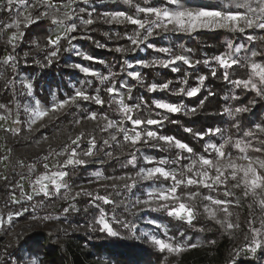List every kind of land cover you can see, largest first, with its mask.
<instances>
[{"label":"trees","instance_id":"obj_1","mask_svg":"<svg viewBox=\"0 0 264 264\" xmlns=\"http://www.w3.org/2000/svg\"><path fill=\"white\" fill-rule=\"evenodd\" d=\"M63 2V0H56ZM167 3V0H89L87 4L83 0H77L74 8H84L85 12L81 15L84 19L88 18V13H92L94 23L89 25L87 29H78L74 35L77 36L75 42L85 49L92 60H84L80 56L74 55L72 52V43L61 41V51L58 58H53V62L48 64L46 57L52 50L47 45V37L52 34L55 26L51 25L50 20L41 19L36 23L24 27L21 25V31L25 33L22 39L17 41L15 51L12 46L0 34V104H4L8 109L14 111L17 102L21 105L31 97L26 84L19 81L21 74H27L32 79L33 94L44 103L51 101L52 93L56 90L59 97L65 98L67 94L72 95L74 88L72 81L77 78L85 77V74L79 68L73 67L74 63L70 62V58L76 60L82 59L83 62L91 64L101 76H107L109 79L101 83L100 79L92 76V83L88 85V95H99L104 100V105H97L93 101L79 100V108L69 106L55 117L44 121L38 126L31 125L29 129L28 115L24 112L21 105L19 107L21 129L18 134L11 131L2 130V142L0 141V157L8 156V160L0 163V177L7 176L8 179L0 178V213L7 216L9 212L19 211L20 204H11V195H20V189L14 187L20 180V176L34 180L37 175L43 173V157L48 156L50 152H60L67 144L70 143L69 137L75 138L81 132L85 133L79 150L86 151L88 141L91 136H95L97 142L96 155L87 159L85 165L76 166L74 169L69 167L65 169L69 172L66 181L70 186L71 194L80 192L81 189L97 192L100 195H109L111 199L117 203L124 199L125 203L132 201V196L136 192H140L146 185L153 183L152 181L140 182L132 192H128L122 187L117 189L120 195L117 196L115 191L109 187L105 189L102 185H111L116 183L123 185L125 181L107 180L103 182L89 183L91 172L97 168H101L106 177H119L135 172L143 166H154L146 164L141 153L142 150L155 153L156 160L166 156L169 160H175L177 154L180 153L181 159L177 164H169L166 167L180 168L189 162L190 154L181 152L174 147H168L164 142L151 141L145 145L141 143L137 147L139 151L137 155V167L134 169L131 165L123 167L127 160L131 158L130 152L133 151L127 145L119 147L113 144L112 147L103 145V140L108 139L109 132H102L100 129L106 121H92L83 119L90 112L104 114L109 119H117L121 116L118 112V104L112 95L106 89L113 84H120L124 78H128V84L131 86V93L128 103L135 104L138 102L140 106L138 110L134 108L133 118H141L144 120L154 117L162 120L167 116L162 124L157 126L156 130L160 135L171 136L183 143L189 145L196 154H203L204 146L211 138L215 143L222 141V136H205L203 139L195 135V133H203L210 128L219 127L226 129L225 135H231L235 138H243L244 131L254 127L256 124H264V99L256 97L254 92L243 89H236L234 86L222 79V69L216 64L214 57L229 51L227 41L233 42V54L237 57L250 55L247 49L253 47V44L246 40V37L238 32H230L224 29L207 30L201 29L191 33L182 32H164L157 30L158 34L149 40L157 48H168L169 53L179 54L181 51L188 50L197 61L201 63L196 66H180L179 71L173 72L172 67H163L160 65L143 67L140 74L142 81H138L128 76V61H135L139 57L147 58L153 54L163 55L168 53L158 52L154 48H148L146 52H142L140 47L135 48L128 39L137 30L136 25L128 22L116 23L105 22L103 14L107 10L120 6H128L136 8L137 5L157 6ZM41 10L42 7H37ZM7 14V12H6ZM142 18L145 14L140 13ZM9 15H6L8 17ZM77 23L79 21L77 20ZM248 34H251L248 31ZM36 41L39 47L33 43ZM97 42L104 47H97ZM243 44L245 47L239 53H235L236 46ZM145 46V45H144ZM255 49L261 54L255 58L257 62H264V43L256 42ZM117 48L125 49V51H117ZM189 48V49H187ZM66 49V50H65ZM29 53L25 57V53ZM9 54L16 57L13 68L11 64H4L3 60ZM162 59L159 56L149 59ZM204 60L210 63L205 65ZM39 61V63H37ZM235 67V66H234ZM216 68L215 77L211 75V70ZM230 74L233 70L230 69ZM205 75V80L201 91L193 97L186 95L174 94L181 87L186 90L198 86V76ZM86 77H88L86 75ZM231 79L247 78V72L243 68L235 67L234 74ZM187 79V84L182 83ZM172 81L168 89L148 91V86L156 83L163 84ZM209 92L214 95H209ZM239 97L233 99L232 97ZM168 99L175 103H181L183 109L178 113H168L166 110L156 108L153 101L156 99ZM206 98V99H205ZM227 98V99H226ZM204 100L203 106L200 101ZM255 100L252 104L250 101ZM237 107H248L249 111L237 114L234 118L228 116L224 112L225 108L235 109ZM196 109V111H191ZM4 109H0V115H6ZM81 120L80 124H75V120ZM175 121V123H173ZM239 125V129L234 127ZM191 129V132L185 129ZM48 136L49 142L44 143L41 138ZM159 143V146H153ZM7 147V150L3 148ZM103 149V150H100ZM10 150V151H9ZM112 152V157H108L105 153ZM233 154L235 151L233 150ZM251 155H260L252 152ZM65 158V157H64ZM94 159L101 163L92 162ZM53 160L50 157L49 162ZM22 162V164L20 163ZM35 165V172L30 173L29 165ZM159 183V182H157ZM231 188V184H229ZM204 194H209L207 190H201ZM233 191L242 196L245 206L239 205L234 207L232 211L239 216L241 230L236 232L234 236L226 234L219 225L214 221L206 219L203 214L202 203L197 200L198 211L201 213L194 221L193 225L168 217L166 213L154 212L151 210L139 211L133 216L124 211L123 206L116 208V215L121 219L131 221L136 226L135 233L114 225L121 235L118 237L108 236L106 233L99 231V227L94 225V219L99 215V210L94 206L91 197L83 194L76 197L75 200H64L60 196L51 199L35 196L31 202H23V206L28 207L29 211L22 216L16 218L17 221H28L29 227L19 238V243L10 245L0 237V264H31L32 260H38V264H230V253L234 248L244 243L245 224L249 217L248 204L251 198L245 199L242 190L233 189ZM219 198L223 197V188L217 192L211 193ZM235 199V197H234ZM44 200V205L33 212L30 207L33 203ZM72 203L75 204V210H71L65 214L63 208L68 207ZM108 213L111 218L114 205H103L102 202L96 201ZM259 214L258 209H254ZM43 217L46 215L58 216L57 220H34L32 216ZM149 215L158 220H163L173 227L172 231L176 234L183 233L189 236L190 240L199 239L201 247L190 249L179 256H169L167 261L164 257L167 253H160L150 241L145 238L140 227L144 223V217ZM235 219V217H233ZM93 225L95 230L89 227ZM203 228L204 231H198ZM26 229V228H24ZM216 241L210 244L209 241ZM26 253V257L23 253ZM236 264H264V251H258L254 257L241 255L236 259Z\"/></svg>","mask_w":264,"mask_h":264},{"label":"snow or ice","instance_id":"obj_2","mask_svg":"<svg viewBox=\"0 0 264 264\" xmlns=\"http://www.w3.org/2000/svg\"><path fill=\"white\" fill-rule=\"evenodd\" d=\"M89 0H83V3L87 4ZM128 3H132V0H127ZM169 4L175 5L174 9L169 7H140L136 6L138 13L145 14L144 19L133 17L124 12L104 13L103 18L105 22L111 23H124L128 22L137 26V30L134 31L132 36L128 39L132 45L139 47L141 44H145L150 37L158 34L157 30L164 32H184L191 33L198 29H224L230 32H238L246 37V40L253 44V47L247 49L250 55L244 57H237L233 54V42L227 41V48L229 51L217 55L214 60L218 67L222 69V79L234 86L236 89H243L246 91L254 92L256 97L264 99V62H257L255 58L261 53L254 47L256 42L264 43V34L254 35L248 34V30H261L264 33V0H219L217 5H205L198 8H189L181 3V0H167ZM77 3V0H63V2H56V0H35L31 5L27 4L25 0H0V11H7L12 13L13 9H16V19L12 23L4 25L6 29H15L11 36L8 37V44L12 46L13 52L17 41L23 38L25 33L21 31V7L27 12V15L23 16V26L28 27L41 19H48L51 25L55 26L52 34L47 37V45L52 49L46 57L48 64L53 62V58H58V53L61 51V41H67L71 45L72 41L77 39L74 35L78 29H87L89 25L94 23L92 13H88V18L84 19L81 15L85 12L84 8L78 10L73 7ZM37 7H43L45 11L39 12L38 15H33L32 10ZM77 20L79 23H77ZM0 34L2 30H0ZM37 47L39 44L33 41ZM148 48H153L154 45L147 43ZM97 47H104L97 42ZM244 45L236 46L235 53H239L244 49ZM66 50V49H65ZM117 51H125V49L117 48ZM156 51L169 53L168 48H156ZM25 57L29 53L24 54ZM84 59L92 60L91 56L85 55ZM16 57L9 54L4 58L3 63L9 64L14 62ZM177 62H183L189 67H193L192 62L184 55H173L169 59H154L152 61H138L137 63L143 67L160 65L163 67H169L175 65ZM39 63V61H37ZM201 61H196V64ZM203 63L208 65L210 62L204 60ZM11 66L14 68L15 63ZM243 68L247 72V78H235L231 79L230 76L234 74L235 67ZM73 67L79 68L81 72L95 76L100 79L101 83L107 81L109 77L101 76L99 73L90 70L87 67L80 65H73ZM127 67L132 68V64H128ZM230 69L233 73L230 74ZM173 72L179 71L177 67H172ZM217 74L216 68L211 70V75L215 77ZM128 76L142 81L141 74L138 72H128ZM208 77L205 75L198 76V86L190 89L181 87L174 94L186 95L188 97L196 96L204 85L205 80ZM172 81H168L163 84L153 83L148 86V91L154 92L156 90H165L169 88ZM182 83L187 84V79ZM121 88L127 87L125 84L120 85ZM26 88L31 93L32 85L27 84ZM109 95L115 94L119 96L118 100H114L118 104V112L121 114V120L116 121L109 119L107 115L98 114L96 112H90L83 119L92 121H106L101 127L102 132H109L108 139L103 140V145L106 147H112L113 144L124 147L127 145L133 151L130 152L131 158L127 160V163L123 167L131 165L134 169L137 167V155L139 151L137 147L141 143L147 145L151 141L164 142L168 147H174L181 152H187L190 154L188 157L189 162L182 165L179 169L166 167L169 164H177L181 159L180 153L177 154L175 160L159 159L154 160L151 157H144L146 164L154 165L152 167H142L135 172V175H122L119 177H105L102 173L96 172L95 175L98 179L104 180H120L125 181L123 185L113 183L111 185H102L105 189L111 187L117 196L120 192L119 188H123L128 192H132L134 188L140 182L152 181L153 183L159 182V186L150 189L146 192V198L141 199L139 197L136 200L125 203L124 199H121L118 203L110 198L109 195H100L98 192L87 191L81 189L80 192L71 194V189L66 181V177L69 176V172L65 169L72 167L73 169L79 165H85L88 163L87 159L81 157L92 158L96 155L97 142L95 136H91L88 141V148L86 151H78L79 145L82 142L85 133L81 132L75 136V138L69 137L70 143L67 144L60 152H50L48 156L43 157L44 172L37 175L34 180H30L32 186L31 194L25 193L23 185L18 181L14 187L20 189V197L17 199L15 193L11 195V204H20L19 211L9 212L7 219L5 220L0 215V228H3L5 224L9 226L13 222L14 218L22 216L25 212L29 211L28 207L23 206V202L33 201L35 196L43 195L44 198L51 199L52 197L60 196L61 189H66L60 198L64 200H75L77 196L83 194L91 197L94 206L99 210V215L94 219V225L99 227V231L106 233L111 237H118L121 233L116 230L114 225H119L120 228L126 229L129 232L135 233L136 225L131 221L121 219L116 215V208L123 206L124 211L130 215H137L139 211L151 210L154 212L166 213L168 217H172L176 220L183 221L189 226L193 225V221L201 214L198 209L197 200L201 201L203 214L206 219L214 221L219 225L221 229L228 235L234 236V234L241 230V223L238 214L234 213L232 209L240 205L238 199H234L235 192L233 189L242 190V195L245 199L251 198V202L248 204L249 217L245 224L244 231V243L232 250L230 253V264H236L242 254L249 253L252 257L258 251H264V124H256L253 128L244 131L243 138H233L230 134L225 135L226 129L219 127L210 128L203 133H195L196 136L203 139L205 136H222V141L219 143L209 142L204 146L203 154H196L194 150L186 143L175 139L171 136L160 135L157 131L149 130L147 127H141L142 125H159L167 120L165 116L162 120L156 119H141L133 118L134 108L139 109V105L134 107L124 103L123 96L119 93L115 85H112L106 89ZM129 93L131 89H128ZM209 95L214 93L209 92ZM129 98H131L129 96ZM233 99L239 97L233 96ZM206 99V98H205ZM227 99V98H226ZM77 100L93 101L97 105H104V100L99 96H90L82 90H76L73 96L67 99L57 101L50 107L42 105L39 101L35 102V107L31 109L29 113V129L31 125L36 124L38 121H42L45 117H48L50 113H59L66 107L76 103ZM156 108L166 110L168 113H178L183 109V105H177L162 101H153ZM254 104L255 100L250 101ZM204 100L200 101V105L203 106ZM0 109H4L10 113V109L6 105L0 104ZM196 111V109H191ZM249 111L248 107H237L235 109L225 108L224 112L230 117H235L237 114ZM8 116L0 115V120L6 121ZM125 121L130 122L131 128L125 126ZM14 123L19 124L17 119ZM75 124H80L81 120H75ZM175 123V121H173ZM234 127L239 129L238 124H234ZM3 125H0L2 128ZM5 131H11L13 134H18L19 128H7ZM187 132H191V129H185ZM159 146V143L153 145ZM103 150V149H100ZM235 151V155L233 154ZM10 151V150H9ZM252 152L260 155H251ZM108 157H112V152L105 153ZM65 157L63 161H60L59 157ZM53 157V161L50 163L49 159ZM8 156L0 157V163L8 160ZM22 164V162H20ZM36 166L29 165L28 170L30 173L35 172ZM7 180V176L0 177ZM23 175L20 176V180H24ZM231 184V188H229ZM51 186V190H50ZM223 188V197L218 198L211 193L217 192ZM201 190H207L209 194H204ZM96 201L102 202L103 205H114L112 209L111 218L108 217V213L100 204ZM45 206L44 200L38 203L30 205L33 212L39 207ZM75 210V204L70 203L68 207L63 208V213L67 214L69 211ZM258 209L259 214L254 211ZM235 217V219L233 218ZM34 220H57L58 216L46 215L39 217L32 216ZM148 224L155 225L157 229L162 225L155 220H148ZM90 228L95 230L93 225H89ZM198 231H204L203 228ZM150 243L155 246L160 253H167L164 260L167 261L169 256H179L182 253L201 247L199 243H188L176 241L174 237L168 236L167 229L164 230L166 239L157 238L156 235H152L148 232L142 233ZM184 234L181 233V236ZM210 244H215L216 241H209ZM31 264H38V260H32Z\"/></svg>","mask_w":264,"mask_h":264},{"label":"rangeland","instance_id":"obj_3","mask_svg":"<svg viewBox=\"0 0 264 264\" xmlns=\"http://www.w3.org/2000/svg\"><path fill=\"white\" fill-rule=\"evenodd\" d=\"M25 2L27 4H29V5H31L32 3L35 2V0H25ZM181 3L184 6L189 7V8H198V7L205 6V5H217L219 3V0H181ZM140 7H142V6H140ZM145 7H149V6H145ZM154 7H169L170 9H174L176 6L172 5V4H169L167 2V3L159 4V5L154 6ZM45 10L46 9H44L42 7L41 10H38V8H36V9L32 10V12H33V15H38L39 12L45 11ZM6 12L7 11H0V27H1L2 33L4 34V37L8 41V37L12 35V33L15 31V29H6V28H4V25H6L8 23H12L13 20L16 19V9L14 8L12 13H8L7 12V14H6ZM113 12H124V13H126L128 15H132L133 17H136V18H140V19H144L145 18V17L142 18L141 14L137 12L136 8H130L128 6H120V7L111 8V9L107 10V13H113ZM6 15H9V16L6 17ZM24 15H27V12L24 11L23 7H21V17H20V19L22 21L21 25L23 24V16ZM198 30H201V29H198ZM207 30H209V29H207ZM248 31H250L251 34H254V35L264 34V33H262L261 30H248ZM182 33H184V32H182ZM147 43H151L150 40H148L145 44H141L139 46L141 48L142 52H146V50L148 49V47L146 46ZM72 48H73L72 52L74 53V55L80 56L82 59H84L85 55L90 56V54L85 49H83L78 43H76L75 40H73ZM135 48H137V47L135 46ZM153 48L156 49L157 47L154 46ZM187 49H189V48H187ZM173 55H184L192 62V64L194 66L197 67V65H196V61L197 60L193 57V55L188 50H186V51H181L179 54L168 53V54L158 55V54L155 53L152 56L147 57V58L139 57L135 61L129 60L128 64L129 63L132 64L133 67L132 68L128 67V72H138V73L141 72L143 66L138 64L137 63L138 61H149L150 58L153 59L156 56H159L160 58H162L164 60H167ZM82 59L76 60V59H74L72 57V58H70V62L74 63L75 65L78 64V65H80L82 67H87V68H89L90 70H92L94 72H98V69H96L91 64H88L87 62L86 63L83 62ZM84 60H86V59H84ZM183 65L184 66H188V65H185L183 62H177L175 65H172L170 67H177L178 68V67L183 66ZM86 75L87 74H85V77L77 78L75 81L71 82V85L74 88V93L72 95L67 94L65 98H61V97H59L57 95L56 90H55L52 93L51 101L46 104V103L42 102L40 99H38L33 94V85H32L31 77L29 75H27V74H21L19 76L18 80L19 81H23L26 85L27 84H31L32 85V90H31V93H30L31 97L29 99H27L22 105H21L20 102H17L16 109L14 111H12L10 113L8 112L6 115H3V116H8V119L6 121L0 120V125H3V127L0 128V141L2 142V140H3L2 139V130L3 129H7V128H19V129H21V119H20V113H19L20 105H21L22 109L24 110V112L28 115V119H29V113H30L31 109L35 107V102L36 101H39L42 105H44L46 107H50L53 103H55L57 101L64 100V99L69 98L70 96H73L75 94L76 90H82V91H84V92H86L88 94V92H87L88 85L86 84V80L88 81V83L91 84L93 79H92L91 75H87L88 77H86ZM121 84H125L127 87L121 88L120 87ZM113 85H115V87L118 89L119 93L123 96V100H124L125 104H127L129 106H132V107H134L135 105H138V102L135 103V104L128 103V99H129V96H130V93H131V92L129 93V91H128V89H131V86L128 84V78H124L120 82L119 85L118 84H113ZM112 96L114 98H116V99H119V96H116L115 94H113ZM155 101H162V102H168V103L181 105V103H175V102H172V101H170L168 99H165V98L164 99H156ZM79 105H80L79 100H77V102L72 104L71 106H73L75 108H79ZM68 107H66V108H68ZM57 114L58 113H50L48 117H45L42 121H38L36 124H33V125L34 126H38V125L42 124L44 121L55 117ZM121 118L122 117L120 116L119 118L114 119V120L119 121V120H121ZM17 119H19V121H20L19 124L14 123V121H16ZM150 119H156V118L150 117ZM156 120H158V119H156ZM159 125H142L141 127H147L149 130L157 131L156 128ZM125 126L131 128L130 122L125 121ZM41 141L44 142V143H48L49 142L48 136L44 135L41 138ZM209 142L215 143V141H213L211 138H208L206 144L209 143ZM3 148L7 150L6 146H3ZM78 151H81V150L78 149ZM83 151H81V152H83ZM141 153H142L143 157H145V156L151 157L154 160H156V158H157L155 153H153L151 151L142 150ZM81 158H83V157H81ZM164 158H167V157L166 156H162V159H164ZM58 159L60 161H63L65 158L63 156H61ZM52 161H50V163ZM92 162L101 163V161H99L97 159H94ZM143 167L146 168V167H152V166H143ZM173 168L179 169L178 167H173ZM96 172H100V173L103 174V176H105L104 173L102 172L101 168H97L96 170H93L91 172L90 175H91L92 180L89 183L103 182V181H107L108 180V179H104V180L98 179L96 177V175H95ZM30 180H32V179L25 178L24 180H21V182H20L23 185V190L27 194H31V192H32V186L30 184ZM158 186H159V183H151L149 185H146L143 188L142 191L136 192L134 194V196H132V201L134 202L137 197H139L141 199L146 198V192L149 191L150 189L158 187ZM50 190H51V186H50ZM64 191H66V189H61V192H64ZM16 197H17V199H19L20 195H16ZM235 199H238L240 201V205L241 206H245V202H244L242 196H240L239 194L235 193ZM0 215H2V214L0 213ZM3 217H4L5 220L7 219V216H3ZM143 219H144L143 221H144L145 224L142 227H140L141 233L148 232V233H150L152 235H156L157 238L166 239V237L164 235V230L166 228L167 232H168V236L174 237L176 241H179V242L187 241L188 243H199V244L201 242L199 239H196L194 241L190 240V237L188 235L185 236V237H182L181 236V232L178 233V234L174 233L172 231L173 227L171 225H169L167 222L163 221V220H158V219L153 218V217H151L149 215H146ZM148 220H155L157 223L161 224L162 227L157 229L155 227V225L148 224L147 223ZM28 227H29V222L28 221H24V222L17 221L16 218H14L13 222L11 223L10 226L8 224H5V226L3 228H0V237H2V239L5 240V242L9 243L10 245H16L17 243H19V238L21 237V235H23V233L26 230H28ZM138 227L139 226H136V228H138ZM24 228H26V229H24ZM23 255L26 257L27 254L24 252ZM243 255L251 256V254H249V253H244ZM13 262H15V264H17L16 261L13 260Z\"/></svg>","mask_w":264,"mask_h":264},{"label":"built area","instance_id":"obj_4","mask_svg":"<svg viewBox=\"0 0 264 264\" xmlns=\"http://www.w3.org/2000/svg\"><path fill=\"white\" fill-rule=\"evenodd\" d=\"M0 30H1V27H0ZM9 64H11V62H9Z\"/></svg>","mask_w":264,"mask_h":264}]
</instances>
